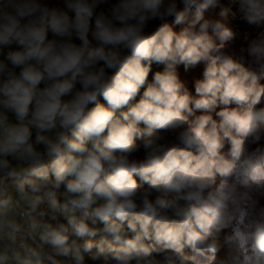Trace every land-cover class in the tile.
Listing matches in <instances>:
<instances>
[{
	"label": "clouds",
	"instance_id": "clouds-1",
	"mask_svg": "<svg viewBox=\"0 0 264 264\" xmlns=\"http://www.w3.org/2000/svg\"><path fill=\"white\" fill-rule=\"evenodd\" d=\"M233 2L247 67L220 0H0V264H264V0Z\"/></svg>",
	"mask_w": 264,
	"mask_h": 264
},
{
	"label": "trees",
	"instance_id": "trees-1",
	"mask_svg": "<svg viewBox=\"0 0 264 264\" xmlns=\"http://www.w3.org/2000/svg\"><path fill=\"white\" fill-rule=\"evenodd\" d=\"M221 4H222V2L220 0L219 6H217L215 8L209 7L205 11V13H204L205 19H214V20H218V21H220V22L223 23L224 18H225V15H221V12L222 11L224 12V10L220 8L221 7ZM169 24L176 31H179L180 28L183 27V25H181V26L174 25L171 20H169ZM151 25H152L151 26L152 28L153 27H156V25H158V21L157 22H154ZM225 26L229 27L232 30V32H233V28L231 27V25L229 24L228 21L225 22ZM209 35L212 36L214 42L217 45L220 44V41L218 39H216L215 35L211 31H209ZM233 37L234 38H232V39L228 40L227 42H225V44H224V50L227 53L232 54L234 56V59H236L239 62V59H240V55L239 54L240 53L238 52V49H237V43H236V40H235L236 37L234 36V34H233ZM152 69L159 70L160 69V65L159 64H154L152 66ZM204 69H205V64L203 62H201L197 66L190 67L188 70H185V68H184L183 65H178L177 68H176V71H177V74H178L179 79L185 84L186 89L188 90L189 94L192 95L193 97H195V95H196L195 94V90H194V84H195V82L197 80L203 79V71H204ZM152 80H153V77L150 79V81H152ZM143 91H144V88L141 89L140 93L136 97V102H138L140 96H142ZM100 102L101 103H105L104 100H103V97H100ZM221 107H223V106H221ZM230 107H235V105H231ZM219 110H220V108H217L216 109V111H219ZM200 114H201L200 112H196L195 113V115H197V116L200 115ZM211 115L213 116L214 119H216L217 121H219L220 118L218 116H216L215 112H212ZM193 118L194 117H190L189 118L190 121ZM141 127H143V125H141ZM136 142L137 143H140L141 142V139L140 138H137V141ZM228 151H229V145L227 144V142H225V147L222 150V152H223V154L227 155ZM219 180H220V177H217V183L219 182ZM137 181H138V183H141L139 181V178L138 177H137ZM147 186H148L147 184H142V187H147ZM61 191H63V188L61 189ZM95 239H99V237H96ZM185 252H186V254H190V250L189 249H185ZM88 264H96V262H93V261L88 260Z\"/></svg>",
	"mask_w": 264,
	"mask_h": 264
},
{
	"label": "rangeland",
	"instance_id": "rangeland-1",
	"mask_svg": "<svg viewBox=\"0 0 264 264\" xmlns=\"http://www.w3.org/2000/svg\"><path fill=\"white\" fill-rule=\"evenodd\" d=\"M115 2V0L113 1ZM222 4H221V9L224 10L225 14V18L223 23L225 24L226 21L229 22V24L231 25V27L233 28V34L236 37V43H237V49L238 52L240 53V59L239 62L244 64L245 67H247V52H246V48H247V43L249 40L254 39L258 32L261 31L260 28H257L253 25H249L246 22H243L240 18L239 15L237 14V5L233 2V0H221ZM51 3H56V0H51ZM154 22H152L151 24H153ZM150 24V28H152ZM157 26V25H156ZM155 27H153L154 29ZM155 63L152 64V66ZM151 66V72L149 74V79H148V83H151L152 81H150V79L153 77V74L156 71H162L164 69V65H160V69L159 70H154L152 69ZM259 83L264 86V78H261L259 80ZM146 87V86H145ZM261 107H264V102H262V104L260 105ZM138 157L142 158L143 156V151L141 150L140 153L137 154ZM220 181V180H219ZM219 183V182H218ZM13 195H14V190H13ZM227 234V230L223 231L220 234V240L223 243V238L224 236ZM225 254V250L224 248L221 249V252L219 253V255L221 257H223ZM154 256H156L157 254H153ZM157 258H161L159 256H157Z\"/></svg>",
	"mask_w": 264,
	"mask_h": 264
},
{
	"label": "built area",
	"instance_id": "built-area-1",
	"mask_svg": "<svg viewBox=\"0 0 264 264\" xmlns=\"http://www.w3.org/2000/svg\"><path fill=\"white\" fill-rule=\"evenodd\" d=\"M14 195H15V193H14ZM60 219V221L62 222V223H66V221L61 217V218H59ZM53 223H55L54 221H53ZM95 239V238H94ZM65 264H68V262H65Z\"/></svg>",
	"mask_w": 264,
	"mask_h": 264
}]
</instances>
